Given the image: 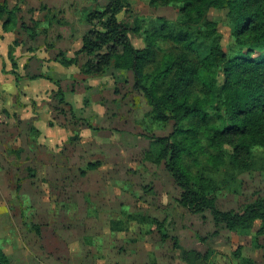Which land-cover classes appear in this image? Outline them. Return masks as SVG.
<instances>
[{"label": "rangeland", "instance_id": "rangeland-1", "mask_svg": "<svg viewBox=\"0 0 264 264\" xmlns=\"http://www.w3.org/2000/svg\"><path fill=\"white\" fill-rule=\"evenodd\" d=\"M123 1L117 17L135 48L162 23L180 28L179 3ZM0 2L9 10L0 20V248L9 264H186L174 244L200 252L195 264H264L259 220L234 231L179 204L156 139L173 121L155 119L130 70L112 64L86 74L84 54L62 64L81 47L88 13L108 0ZM225 14L211 8L206 17L231 54ZM196 46L207 51L201 36ZM201 162L184 164L213 179L218 209L238 212L264 198V148H252L246 170Z\"/></svg>", "mask_w": 264, "mask_h": 264}, {"label": "trees", "instance_id": "trees-1", "mask_svg": "<svg viewBox=\"0 0 264 264\" xmlns=\"http://www.w3.org/2000/svg\"><path fill=\"white\" fill-rule=\"evenodd\" d=\"M150 1L152 5L179 3V30L162 23L161 33L146 35L145 48H135L131 28L117 17L124 1L108 0L101 10L88 13L81 47L62 64L71 65L84 54L86 74H102L112 64L130 70L133 88L144 94L155 119L173 121L172 132L156 139L161 146L159 158L181 190L179 204L192 213L207 211L215 224L234 231L249 229L259 220L257 233L264 234V198L242 211H222L215 205L213 179L200 170L193 174L184 164L189 158L201 167L204 158L212 170L227 162L246 170L252 163V148H264V0ZM211 8L226 11L231 54L221 47L217 22L207 20ZM8 14L0 2V20ZM8 21L9 17L3 25ZM200 36L207 41L201 56L196 46ZM159 37L172 40L175 50L161 49ZM97 165L87 167L92 170ZM174 246L186 264L201 258L198 251ZM0 264H9L1 248Z\"/></svg>", "mask_w": 264, "mask_h": 264}]
</instances>
